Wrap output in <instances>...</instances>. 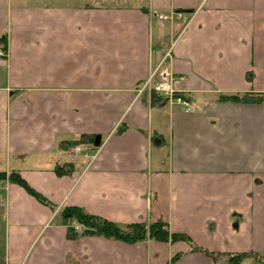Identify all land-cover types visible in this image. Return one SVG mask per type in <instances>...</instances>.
Wrapping results in <instances>:
<instances>
[{"label": "crops", "instance_id": "crops-1", "mask_svg": "<svg viewBox=\"0 0 264 264\" xmlns=\"http://www.w3.org/2000/svg\"><path fill=\"white\" fill-rule=\"evenodd\" d=\"M0 48V172L49 203L0 183V264L264 253V0H0ZM167 53L190 111L143 89ZM244 93L263 99H221ZM97 135L92 165L72 161ZM62 163L72 168L58 174ZM71 207L121 225L164 221L208 252L83 233Z\"/></svg>", "mask_w": 264, "mask_h": 264}, {"label": "trees", "instance_id": "trees-1", "mask_svg": "<svg viewBox=\"0 0 264 264\" xmlns=\"http://www.w3.org/2000/svg\"><path fill=\"white\" fill-rule=\"evenodd\" d=\"M3 47L6 49L5 44ZM221 99L233 102H257L262 100L263 97L261 95L244 93L222 95ZM71 165L72 163L58 164L55 168L56 172L58 174H62L67 169L72 168ZM5 179L22 185L38 200L45 204H49L47 199L35 191L19 173L11 172L7 174L5 172H0V180ZM65 214H71V216H73L75 220L83 226V233L104 235L106 237L118 238L127 242H136L146 239H154L163 242L185 240L193 246V250H200L205 253L208 252L206 249L196 245L187 234L170 231L168 224L164 221H155L153 223L134 222L121 225L103 217L90 214L79 207L68 208L65 210ZM69 230L71 233H75L73 227H70ZM209 254L216 260L223 259L229 264H244L245 262L253 264L255 262H263L264 259V253H231L223 258H220L222 257L220 254L211 252H209ZM179 255L180 254H176L172 258V261L176 260Z\"/></svg>", "mask_w": 264, "mask_h": 264}, {"label": "built area", "instance_id": "built-area-1", "mask_svg": "<svg viewBox=\"0 0 264 264\" xmlns=\"http://www.w3.org/2000/svg\"><path fill=\"white\" fill-rule=\"evenodd\" d=\"M178 15V12H172L170 14L159 15V17L161 19H173ZM5 54L6 51L0 48V57H4ZM168 56L169 53H167L162 60L154 66V69L149 79L145 82L143 89H148L151 93L153 92L162 95L170 102L183 106L186 111H190L194 108L190 99L177 92L173 87L174 75L172 74L168 63ZM95 147L96 146L94 145L86 147L81 144L76 145L71 153V160L86 162V166L89 167L97 156V153L92 152ZM1 182L2 181L0 180V183ZM262 263H264V259Z\"/></svg>", "mask_w": 264, "mask_h": 264}, {"label": "water", "instance_id": "water-1", "mask_svg": "<svg viewBox=\"0 0 264 264\" xmlns=\"http://www.w3.org/2000/svg\"><path fill=\"white\" fill-rule=\"evenodd\" d=\"M94 143H95L96 146H100L101 145V136L100 135H97L95 137Z\"/></svg>", "mask_w": 264, "mask_h": 264}, {"label": "rangeland", "instance_id": "rangeland-1", "mask_svg": "<svg viewBox=\"0 0 264 264\" xmlns=\"http://www.w3.org/2000/svg\"><path fill=\"white\" fill-rule=\"evenodd\" d=\"M244 264H248V263L245 262ZM258 264H259V263H258Z\"/></svg>", "mask_w": 264, "mask_h": 264}]
</instances>
